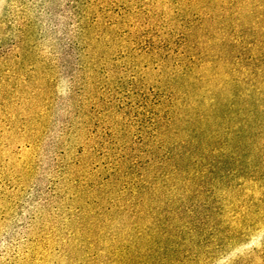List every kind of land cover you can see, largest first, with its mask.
<instances>
[{
  "label": "trees",
  "instance_id": "1",
  "mask_svg": "<svg viewBox=\"0 0 264 264\" xmlns=\"http://www.w3.org/2000/svg\"><path fill=\"white\" fill-rule=\"evenodd\" d=\"M65 1L2 21L0 264H264V0Z\"/></svg>",
  "mask_w": 264,
  "mask_h": 264
},
{
  "label": "rangeland",
  "instance_id": "2",
  "mask_svg": "<svg viewBox=\"0 0 264 264\" xmlns=\"http://www.w3.org/2000/svg\"><path fill=\"white\" fill-rule=\"evenodd\" d=\"M35 0H17L14 2L13 0H0V33H4L5 25L2 23V21H7L6 25L8 23L13 24L12 22L16 19H18V12H20L21 9H24V7L29 6H35L43 7L44 11H51L58 13L59 11H62L66 7V1L65 0H48L45 5H40L39 1L36 0L35 5H31ZM90 5L95 4V0H87ZM12 10H14L12 12ZM17 11V14H16ZM16 14V15H15ZM59 17H55L54 21L57 22ZM57 24V23H56ZM45 25V24H44ZM41 26V24H40ZM10 31V30H9ZM39 47H40V56L48 55V52H50V47L47 45L48 40L43 41V38H38ZM1 42V40H0ZM264 241V224L261 225L260 229L259 227H256V230L251 232L249 238L246 241V246H244V249H250L256 246H259L261 242Z\"/></svg>",
  "mask_w": 264,
  "mask_h": 264
}]
</instances>
